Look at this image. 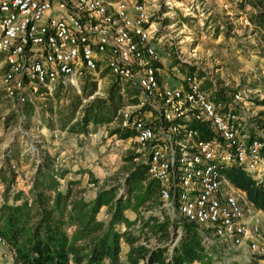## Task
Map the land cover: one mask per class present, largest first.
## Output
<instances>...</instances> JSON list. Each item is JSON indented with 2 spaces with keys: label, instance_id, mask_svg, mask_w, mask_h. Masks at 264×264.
<instances>
[{
  "label": "built area",
  "instance_id": "built-area-1",
  "mask_svg": "<svg viewBox=\"0 0 264 264\" xmlns=\"http://www.w3.org/2000/svg\"><path fill=\"white\" fill-rule=\"evenodd\" d=\"M149 19L144 0H0L2 88L24 103L26 92L42 95L55 82L104 70L118 76L138 91L137 102L120 111L122 124L135 131L166 214L195 223L204 239H229L264 256V232L247 219L245 194L224 171L237 165L264 180V70L232 92L197 72L189 52L171 66L172 76L162 74ZM240 21L252 30L247 16Z\"/></svg>",
  "mask_w": 264,
  "mask_h": 264
},
{
  "label": "rangeland",
  "instance_id": "rangeland-1",
  "mask_svg": "<svg viewBox=\"0 0 264 264\" xmlns=\"http://www.w3.org/2000/svg\"><path fill=\"white\" fill-rule=\"evenodd\" d=\"M144 1L149 7L148 23L152 25V40L161 57L162 74L172 76V63L178 62L182 53L188 55L191 52L188 56H194L190 63L197 68V72L205 71L216 84L227 83L232 92L247 85L250 79L261 78L260 74L264 70V42L260 32L250 30L240 21L241 17H248L254 10L251 5L246 4L241 9L239 4L243 0H225L230 5L225 10L215 0ZM255 2L264 9V0ZM87 77L95 82L96 89L88 99H82V104L93 98H105L107 90L115 82V77L109 72L104 75L101 72L87 74ZM84 79L68 80L63 86L81 95ZM58 83H52L48 90L42 91V95L26 92V100L34 107V113L30 116L25 115L23 110L26 101L18 103L11 99L0 83V205L5 195L9 203L13 202L15 195L30 196L29 190L36 179V166L46 155L52 157L53 169L58 172L52 174L54 185L61 192H69L68 202L81 205L92 203L102 189L118 187L123 182V167L129 163L125 157L135 152L139 154L135 162L145 158L134 138L121 140L110 134V130L116 127L114 122L98 127L90 125L88 132L83 134L77 133V128L61 129L55 115L50 112L47 114L45 109L52 102L55 112L60 110L54 107L52 93ZM126 84L123 83V86L132 89ZM210 85L211 82L207 80L204 88L208 89ZM132 97L122 96L124 105L120 111L132 105ZM76 117H79V113ZM50 124L51 127L46 126ZM20 202L21 199L17 204ZM149 207L151 205L147 204L140 207L138 212L134 213L131 209L124 212L130 221L137 220L133 231L140 225V220L151 214L153 208ZM99 208L95 220L107 226L109 208L104 204ZM244 208L248 210L246 214L250 222L258 224L264 232V212L248 201ZM124 229L123 224L114 228L118 232ZM204 236H209V239H204V245L212 264H264V256H255L234 247L229 239H216L210 234ZM155 243L156 239L152 238L148 245L153 246ZM120 245V259L125 261L128 246L124 240ZM0 248V264H17L6 244ZM69 264L74 263L70 261ZM100 264H109V261L105 259Z\"/></svg>",
  "mask_w": 264,
  "mask_h": 264
},
{
  "label": "trees",
  "instance_id": "trees-1",
  "mask_svg": "<svg viewBox=\"0 0 264 264\" xmlns=\"http://www.w3.org/2000/svg\"><path fill=\"white\" fill-rule=\"evenodd\" d=\"M246 4L254 8L247 17L252 30L260 32L264 42V9L255 0H243L239 5L244 9ZM187 69L195 71L192 66ZM107 72L104 70L101 75ZM114 77L115 82L107 90L105 98H93L83 104V98L93 95L95 82L85 77L81 95L58 83L52 93L54 107L60 110L55 112L51 102L45 106L46 113L55 115L58 126L63 130L77 128V133L83 134L88 132L90 125L98 127L114 122L116 127L110 130L111 135L121 140L133 138L135 131L122 124L120 109L124 105L122 96H133L130 103H136L138 91L123 86L125 82L118 76ZM223 97L219 93L214 102ZM23 110L28 116L34 113V107L27 100ZM77 113L79 117H76ZM138 156L133 152L124 158L129 163L123 167L125 177L118 187L102 189L92 203L85 205L68 202L69 192H61L54 185L52 174L58 172L53 169L52 157L44 156L36 166V179L29 190L30 196L18 194L9 203L5 195L0 205V240L13 253L16 263L69 264L72 261L74 264H100L107 259L109 264H212L206 254L200 227L186 220L171 219L166 214L160 206L159 182L150 178L144 159L135 162ZM224 171L232 186L244 192L247 201L264 212V180L257 181L237 165ZM103 204L110 212L107 226L95 220ZM147 204L153 211L140 220V225L133 231L137 220L130 221L124 212L127 209L138 212ZM119 224L125 226L123 231L114 230ZM152 238L156 243L149 246ZM122 240L128 246L125 261L120 259Z\"/></svg>",
  "mask_w": 264,
  "mask_h": 264
},
{
  "label": "crops",
  "instance_id": "crops-1",
  "mask_svg": "<svg viewBox=\"0 0 264 264\" xmlns=\"http://www.w3.org/2000/svg\"><path fill=\"white\" fill-rule=\"evenodd\" d=\"M113 1V0H112ZM255 32V31H254ZM1 57V56H0ZM6 70V65L4 64V61L2 60V58H0V78L1 75L3 74V72ZM254 81V80H253ZM0 83H1V80H0ZM259 83V82H258ZM251 85H254V82H251L250 83ZM219 87H222V86H227V83H224V84H219L218 85ZM249 220V217L247 218Z\"/></svg>",
  "mask_w": 264,
  "mask_h": 264
}]
</instances>
